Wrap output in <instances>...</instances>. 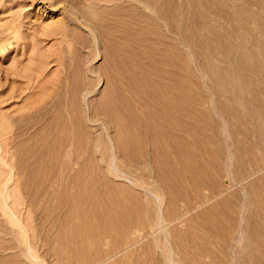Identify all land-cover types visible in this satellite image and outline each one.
I'll list each match as a JSON object with an SVG mask.
<instances>
[{
  "label": "rangeland",
  "instance_id": "obj_1",
  "mask_svg": "<svg viewBox=\"0 0 264 264\" xmlns=\"http://www.w3.org/2000/svg\"><path fill=\"white\" fill-rule=\"evenodd\" d=\"M25 264H264V0H0V237Z\"/></svg>",
  "mask_w": 264,
  "mask_h": 264
},
{
  "label": "crops",
  "instance_id": "obj_2",
  "mask_svg": "<svg viewBox=\"0 0 264 264\" xmlns=\"http://www.w3.org/2000/svg\"><path fill=\"white\" fill-rule=\"evenodd\" d=\"M8 245V238L0 237V264H25V258L21 252H4L8 250Z\"/></svg>",
  "mask_w": 264,
  "mask_h": 264
}]
</instances>
